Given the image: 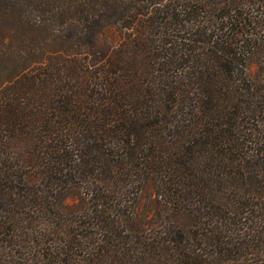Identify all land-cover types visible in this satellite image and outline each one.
I'll use <instances>...</instances> for the list:
<instances>
[{
	"label": "trees",
	"instance_id": "obj_1",
	"mask_svg": "<svg viewBox=\"0 0 264 264\" xmlns=\"http://www.w3.org/2000/svg\"><path fill=\"white\" fill-rule=\"evenodd\" d=\"M260 5L0 0V264H264Z\"/></svg>",
	"mask_w": 264,
	"mask_h": 264
},
{
	"label": "rangeland",
	"instance_id": "obj_2",
	"mask_svg": "<svg viewBox=\"0 0 264 264\" xmlns=\"http://www.w3.org/2000/svg\"><path fill=\"white\" fill-rule=\"evenodd\" d=\"M253 1L255 3H258V2L261 3V5L258 6V8H259V14H261L262 16H264V0H253ZM254 9H255V7H254ZM255 13H257V11H255ZM260 36L264 40V31H261ZM262 54H264V52ZM71 201L72 200H70V203H71ZM137 211H138V213L139 212H141V213L148 212L149 214H151V204H150L149 200L146 199V196H143L142 195L138 199V202H137Z\"/></svg>",
	"mask_w": 264,
	"mask_h": 264
}]
</instances>
